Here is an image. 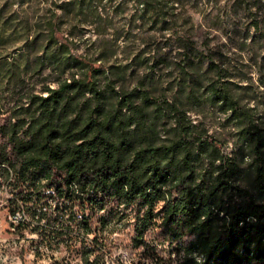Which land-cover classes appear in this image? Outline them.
I'll return each instance as SVG.
<instances>
[{"label":"trees","instance_id":"1","mask_svg":"<svg viewBox=\"0 0 264 264\" xmlns=\"http://www.w3.org/2000/svg\"><path fill=\"white\" fill-rule=\"evenodd\" d=\"M35 29L34 67L58 76L36 89L29 65L0 60L13 97L0 96V185L37 228L61 225L62 237L81 242V264H107L106 231L129 226L139 264H172L173 254L177 264H264V128L228 82L194 81L189 98L204 96L237 122L233 153L179 98L117 88L106 62L113 52H78L55 8ZM47 195L71 204L54 206ZM98 229L102 240L92 237Z\"/></svg>","mask_w":264,"mask_h":264},{"label":"rangeland","instance_id":"2","mask_svg":"<svg viewBox=\"0 0 264 264\" xmlns=\"http://www.w3.org/2000/svg\"><path fill=\"white\" fill-rule=\"evenodd\" d=\"M155 1L158 9L147 7L144 0H0V60L16 58L22 67L29 65L26 82L36 89L57 77V72L49 68L42 73L35 69L36 56L41 52L29 46L36 22L48 9L55 8L62 16L63 34L77 43L78 52L91 57L113 52L106 62L113 66L111 80L117 88L134 90L141 86L179 98L192 119L220 138L226 151L235 152L237 122L220 104L213 105L204 96L189 97L194 81L228 82L241 105L254 109L264 128V0ZM5 83L0 81V96L9 102L12 90ZM250 161L245 158V165ZM12 190L6 183L0 185V264H54L65 260L81 264L79 240L68 241L72 249L69 254L63 251L67 237L60 235L61 225L43 229L35 223L26 225L20 233L19 249H12L16 234L11 231L10 214L18 207L10 199ZM48 195L43 201L54 206L71 204L64 199H49ZM110 230L106 231L104 252L107 264H139L141 255L129 252L128 234L133 226L122 233ZM47 237L55 255L31 254L32 246L42 244ZM167 246L163 248L168 251ZM172 258V264H177V256L173 254Z\"/></svg>","mask_w":264,"mask_h":264},{"label":"built area","instance_id":"3","mask_svg":"<svg viewBox=\"0 0 264 264\" xmlns=\"http://www.w3.org/2000/svg\"><path fill=\"white\" fill-rule=\"evenodd\" d=\"M10 222H11L10 223L11 231L14 234H16V237L12 239V243H13L12 249L16 250V249H19L20 247L19 246L20 245L19 243H21L20 233L22 231V228L25 227L26 225L33 224L34 220L31 214L29 213L28 209L26 208V206H24L23 204H19L18 207L11 212ZM103 235H104L103 232L100 229H98L94 232V234H92V237H97L99 240H102ZM65 237H67V239L69 238L68 236H65ZM68 240L66 241V243L63 244L65 246L63 251L69 254L72 249L68 243ZM30 251H31V254L33 255L40 254V253H47V255H51V254L55 255V249L53 248L52 243L48 238H45L42 244H39V245L34 244ZM80 257H81V250H80ZM67 259H69V257H67ZM65 261H62V262H65Z\"/></svg>","mask_w":264,"mask_h":264},{"label":"bare ground","instance_id":"4","mask_svg":"<svg viewBox=\"0 0 264 264\" xmlns=\"http://www.w3.org/2000/svg\"><path fill=\"white\" fill-rule=\"evenodd\" d=\"M201 257H202L201 255H200V256H198V258H199V259H201Z\"/></svg>","mask_w":264,"mask_h":264}]
</instances>
